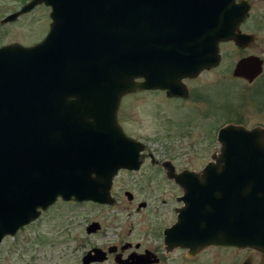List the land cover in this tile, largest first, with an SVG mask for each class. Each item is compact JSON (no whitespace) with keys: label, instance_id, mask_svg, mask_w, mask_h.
Masks as SVG:
<instances>
[{"label":"water","instance_id":"95a60500","mask_svg":"<svg viewBox=\"0 0 264 264\" xmlns=\"http://www.w3.org/2000/svg\"><path fill=\"white\" fill-rule=\"evenodd\" d=\"M39 3L50 7L45 37L0 47V241L58 196L112 203L114 174L136 166L142 149L117 122L121 97L144 89L187 96L180 80L217 66L220 42L244 48L255 39L239 28L249 14L245 0H31L3 21ZM262 63L242 57L232 75L250 83ZM217 138L216 162L200 174L206 181L193 171L178 175L198 177L179 180L191 203L181 217L205 216L206 223L187 229L180 221L174 231L181 239L189 231L190 239L262 249L264 130L227 124ZM220 168L221 182L214 180ZM204 200L216 204L203 212ZM103 258L93 249L82 264Z\"/></svg>","mask_w":264,"mask_h":264},{"label":"rangeland","instance_id":"374dc122","mask_svg":"<svg viewBox=\"0 0 264 264\" xmlns=\"http://www.w3.org/2000/svg\"><path fill=\"white\" fill-rule=\"evenodd\" d=\"M19 1L0 0V18L17 9ZM252 4L241 27L253 32L255 39L244 48L233 41L221 42L219 64L189 82L207 96L204 104H188L183 108L176 100L164 99L157 91L137 92L122 98V123L135 136L148 139V145L156 149L154 153L159 157L178 158L182 164L197 166L199 161L208 159L216 144L212 136L221 125L236 121L245 127H264V0H252ZM49 22L48 11L43 7L19 14L12 22L0 23V43L39 40L48 31ZM248 55H256L263 61V74L252 83L232 75L236 62ZM187 118L195 124L191 123L183 134L177 135L175 126L178 122L183 124ZM198 118L201 119L198 121ZM168 124L172 127L170 131L165 130L166 126L169 129ZM162 146L171 149L167 151ZM168 152L171 154L167 155ZM124 189L135 191L136 184L123 177L117 178L114 193L121 198ZM119 206L120 202L101 206L58 198L30 223L2 240L0 264H82L81 257L91 246L103 247V231L107 224L116 225L119 221L113 219L109 211L112 209L115 213ZM92 220L100 221L101 230L87 233L85 227Z\"/></svg>","mask_w":264,"mask_h":264},{"label":"flooded vegetation","instance_id":"af4514ba","mask_svg":"<svg viewBox=\"0 0 264 264\" xmlns=\"http://www.w3.org/2000/svg\"><path fill=\"white\" fill-rule=\"evenodd\" d=\"M30 1L31 0L19 1V7L5 14L3 18H0V23H9L14 21L19 15L8 21H3V19L9 14L19 11ZM245 1L249 3L251 8L253 5L252 0ZM39 7L46 8L49 15L50 7L46 6L44 3L36 4L29 11L21 14H27ZM49 20L51 22L50 17ZM244 21L241 22L239 26L241 32L253 33L251 31H244L242 29L241 26L243 25ZM42 38L31 43H22L19 41L0 43V47L15 42L24 46H30L37 43ZM205 70L208 69L201 70L195 77H183L180 80L181 84L187 89V96L168 95L167 90L164 89H144L141 91L126 93L121 97V100L125 95L134 94L137 92L157 91L161 93V96L164 99L167 98L176 100V102L180 103L183 108L188 104H204L203 101L207 98V96L203 95L202 90L199 87H192L189 82L195 80ZM262 74L263 71L253 81L260 78ZM142 80V78L138 79V81ZM121 100L117 109V122L124 134L139 142L140 146H142V149L139 151V162L136 164V166H133L132 168H119L114 174L110 187V195L113 198L112 204L97 203L90 200L81 201L91 202L101 206H114L119 202L121 203V206L117 208L118 210L115 213L112 212V209L111 212L109 211V215L113 217V219H119V221L116 224L117 226L111 223L107 224L106 229L103 231V238L105 239L103 247L93 245L86 251L87 253L93 249H100L101 252H103V260L92 261L90 264H264V243L262 245V249L251 245L238 247L236 245L222 244V242L219 243L213 240L205 241L190 239L188 234L189 231L183 233L181 239L179 238V232L177 233L174 231V228L176 227L175 225L180 221L187 229L190 228L192 221L194 222L199 220L200 222L201 220L203 224L206 223L205 216H201L200 218L199 216H192V214L189 215L186 213L183 218L181 217L182 208L184 209V207L187 206L189 202H187L186 193L184 192L183 186L179 184V180H182L183 182H192L198 180V177L183 176L181 178V176L179 177L178 175L185 171H193L199 175L202 174V170L206 164L211 161L216 162L215 160H211V154H219L220 152L221 143L217 138V132L219 128L227 124L241 123L233 121L218 127L216 133L212 136V139L214 137L216 144L208 156V159L199 161L197 166H191L189 164H182L178 158L176 159L166 156L159 157L158 154L154 153L156 149L148 145V139L145 140L137 137L130 129H127L120 119V110L122 107ZM190 107L191 106H188L187 108ZM204 117L205 116H203V120ZM200 119L201 118H198V121ZM194 122L195 121H191L189 118H187L183 124L178 122L175 126V131H173L177 133L178 130L177 135H181L189 125L191 126V123L195 124ZM168 126L169 129L166 126L165 130L170 131L172 127L169 124ZM252 127L253 126L247 128ZM262 128L264 130V127ZM162 148H167V151H170L171 149L170 146H162ZM184 149H187V147H184ZM170 154L171 152H168L167 155ZM119 177H123L126 179V181L136 184L135 191L127 189L122 191L124 200L122 199L123 196L119 198L113 190L115 180ZM199 178H201V181H206V179L209 177L200 175ZM225 178L226 177L222 176V169L220 168L219 171H217V174L214 176V180L221 182L226 180ZM221 194V186H219L217 187V190H215V195L221 196ZM200 204L203 205L202 211L206 212L207 209H211V207L213 208V205L216 203L214 201L206 202V200H204ZM115 215H117V217H115ZM109 221H111L110 218ZM95 222L98 226L96 228L94 227L93 229H90L89 231L87 228H89L90 225ZM100 227V221L92 220L85 227V230L87 233H95L100 229ZM102 228H105V226L103 225ZM117 228H119V230ZM6 236H4L2 240Z\"/></svg>","mask_w":264,"mask_h":264}]
</instances>
